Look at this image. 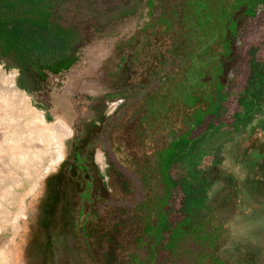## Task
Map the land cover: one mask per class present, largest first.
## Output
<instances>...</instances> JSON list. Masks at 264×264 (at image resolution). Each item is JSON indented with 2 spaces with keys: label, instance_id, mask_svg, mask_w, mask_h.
<instances>
[{
  "label": "rangeland",
  "instance_id": "obj_1",
  "mask_svg": "<svg viewBox=\"0 0 264 264\" xmlns=\"http://www.w3.org/2000/svg\"><path fill=\"white\" fill-rule=\"evenodd\" d=\"M120 4L121 0L59 1L56 23L64 29L74 26L81 40L88 39L67 75L49 76L36 87L11 57H0L1 69L14 74L15 87L27 95L43 120L49 124L61 121L70 130L63 138L61 159L33 189L32 175L0 156V264L2 257L7 264H40L38 245L27 242L36 236L32 231L41 235L39 227L34 230L30 225L31 217L44 212L42 181L58 169L80 132L91 146L94 170L103 175L96 180L93 204H88L94 208L90 213L99 215L92 223L93 231L98 234L111 224H123L118 236L121 244L135 247L127 255L128 264H264V180L256 181L264 178V158L248 146L251 136L264 130V117L235 128H226L224 123L207 126V117L214 116L211 104L216 102L212 97L216 87L207 82L198 89L196 81L183 104L199 103L203 108L192 110L189 122L181 117L184 124L178 128L176 123L162 124L148 134L144 128L152 130L159 114L170 111L169 105L155 107L152 98L146 102L150 93L161 90V83L153 81L134 89L137 82L123 96L104 97L105 76L114 69L119 42L110 32L97 35L84 25L101 23ZM125 4L130 6L132 1ZM130 27L128 20L113 32ZM243 35L249 45L263 48L262 9L248 22ZM175 72L181 80L199 77L192 69ZM171 79L163 83L166 91L175 84ZM167 102L176 104L170 98ZM178 191L184 202L176 213L170 201ZM199 191L205 192V202L193 211L203 198ZM262 195L263 199L256 200ZM17 211L22 216L15 230L11 220ZM69 253V264L83 263L78 251Z\"/></svg>",
  "mask_w": 264,
  "mask_h": 264
},
{
  "label": "trees",
  "instance_id": "obj_2",
  "mask_svg": "<svg viewBox=\"0 0 264 264\" xmlns=\"http://www.w3.org/2000/svg\"><path fill=\"white\" fill-rule=\"evenodd\" d=\"M59 1L0 0V57H11L36 87L49 76L69 74L79 59V49L88 41L77 36L74 26L64 29L56 23ZM129 1L130 6L121 0L101 23L84 24L97 35L110 32L119 42L114 69L105 76L104 97L123 96L137 82L134 89L153 81L161 83V90L150 93L146 102L152 98L155 107L169 105L170 111L159 114V123L152 130L145 125L148 134L162 124L176 123L178 128L184 124L181 117L189 122L192 110L203 108L199 103L183 104L196 81L198 89L207 82L216 87L212 92L216 102L211 104L214 116L207 117V126L224 123L226 128H235L264 117V46L260 50L243 37L248 22L259 10L264 11V0ZM128 20V30L113 32L116 25L121 27ZM188 69L198 71L197 80L176 77L175 71ZM167 77L175 84L166 91L163 83ZM169 98L176 102L174 106L168 104ZM248 146L264 158V130L252 135ZM91 153V146L78 133L58 169L42 181L44 212L34 213L30 224L34 230L39 227L41 235L32 231L36 236L27 240L38 245L40 264H69V252L74 251L81 254L82 264H128L127 255L135 251L134 244L130 249L121 244L118 236L123 224H111L98 234L93 231L96 226L92 223L99 215L90 213L93 207L89 205L93 204L96 180L103 175L94 170ZM256 186L259 191L260 184ZM198 193L203 198L193 211H199L205 202V192ZM260 199L263 195L256 197ZM183 202L178 191L170 206L178 213Z\"/></svg>",
  "mask_w": 264,
  "mask_h": 264
},
{
  "label": "bare ground",
  "instance_id": "obj_3",
  "mask_svg": "<svg viewBox=\"0 0 264 264\" xmlns=\"http://www.w3.org/2000/svg\"><path fill=\"white\" fill-rule=\"evenodd\" d=\"M30 104L27 95L15 87L14 74H7L0 67V156L7 157L11 165L26 175H32L33 189L61 159L63 138L70 130L61 121L46 123L42 113ZM18 204H22V199ZM20 215L18 212L11 220L15 230ZM2 258L3 264H7Z\"/></svg>",
  "mask_w": 264,
  "mask_h": 264
}]
</instances>
